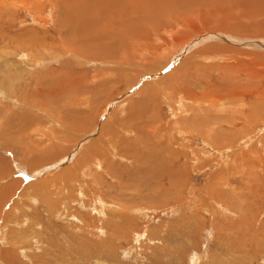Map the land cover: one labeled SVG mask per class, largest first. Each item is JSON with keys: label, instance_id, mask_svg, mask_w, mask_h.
<instances>
[{"label": "rangeland", "instance_id": "rangeland-1", "mask_svg": "<svg viewBox=\"0 0 264 264\" xmlns=\"http://www.w3.org/2000/svg\"><path fill=\"white\" fill-rule=\"evenodd\" d=\"M104 1L0 0V264H264V63L244 74L264 46L236 44L238 12L210 3Z\"/></svg>", "mask_w": 264, "mask_h": 264}, {"label": "bare ground", "instance_id": "bare-ground-1", "mask_svg": "<svg viewBox=\"0 0 264 264\" xmlns=\"http://www.w3.org/2000/svg\"><path fill=\"white\" fill-rule=\"evenodd\" d=\"M106 1H109V0H106ZM112 3H113V1L112 0H110ZM129 1V0H128ZM186 1L187 0H180V3H178L180 6H178V8L179 7H182V6H184L185 4H186ZM189 1V3L190 4H196L198 7H203V6H205L206 5V7H208V3H210L211 4V6L212 7H209V8H207L208 10H210L211 12L213 11V12H217V13H219V7H222V8H224V9H227V10H231L232 12L233 11H237L238 12V23H236V24H233L232 25V27H233V31H231L230 29H228L230 32H229V34H233V38H234V40H235V42H236V44H238V45H243L245 48H243V49H255V50H261L262 49V46H261V44L264 46V35H262V33H261V35L258 33V32H263L264 31V0H188ZM203 1H208V2H206V4H204L203 3ZM103 2H105L104 0H103ZM110 2V3H111ZM115 2V1H114ZM138 2V1H137ZM118 3V2H117ZM145 3V2H144ZM148 3H150V2H148ZM103 4V3H102ZM136 4V3H135ZM148 5V4H147ZM64 6V5H63ZM110 6H112V5H110ZM109 6V7H110ZM120 6V5H119ZM155 6V5H154ZM132 7V6H131ZM169 6H167V8H168ZM104 8V7H103ZM95 9V8H94ZM107 10V9H106ZM133 10V9H132ZM91 12V11H90ZM144 12H145V10H144ZM194 12V11H193ZM105 13V12H104ZM134 13V12H133ZM137 13V12H136ZM123 15H125V14H123ZM91 16V15H90ZM93 17V16H92ZM218 21L220 20V16L219 17H215ZM258 21L257 23L255 22V21ZM246 21V22H245ZM110 23V22H109ZM217 24H219V22H217ZM262 24H263V26H262ZM220 25V24H219ZM88 27V26H87ZM110 28V27H109ZM101 29V28H100ZM126 29V28H125ZM85 30V29H84ZM104 30V29H103ZM107 30V29H106ZM113 30V29H112ZM87 31V30H86ZM104 32V31H103ZM239 32H242V33H240L239 35H238V33ZM246 33V32H253V33H256L255 35H253V36H249V35H244V33ZM258 33V34H257ZM227 34V33H226ZM225 34V35H226ZM201 36V35H200ZM253 37V38H252ZM86 40V39H85ZM109 40L110 41H108L109 43L107 44V46H106V48H105V50H106V52H105V55L107 54V51L109 52V49H111V48H113V46L111 45L112 43H111V41L113 42L114 40H113V38H110L109 37ZM231 40V39H230ZM193 41V40H192ZM198 42V41H197ZM200 42V41H199ZM87 43V42H86ZM197 44V43H196ZM85 45V44H84ZM83 46V45H82ZM194 46V45H193ZM211 45H208L206 48H204L203 50L201 49V51L199 50V52H196V54H197V56L198 57H200V56H202V58H201V60H198V61H203V60H207V61H210L211 59H214V58H216V52L214 53V52H212L214 49V47H212V48H210L209 49V47H210ZM250 46V47H249ZM84 48H85V50H84ZM83 48V52L84 53H87V48H86V46ZM219 49H220V47H219ZM218 50V49H217ZM83 52H82V54H83ZM185 52V51H184ZM221 52V50L220 51H218V53H220ZM223 52V51H222ZM221 52V53H222ZM209 54H211V56H209ZM212 54L213 55H215V56H212ZM224 54V53H223ZM104 55V56H105ZM241 55V54H240ZM243 55V54H242ZM252 56H251V58H252V60H253V65H252V72H250V73H247V72H244V74L246 75V78H247V76L249 75V74H252V76H254L255 74L254 73H256L259 69V67H260V65L262 64V63H264V56H262V55H259V54H251ZM194 57L195 58H197L196 57V55H194ZM242 56H240V58H241ZM233 58H236V57H233ZM239 58V57H238ZM113 59V58H112ZM243 59V58H242ZM112 61H114V60H112ZM195 62V61H194ZM239 62V61H238ZM221 65V64H220ZM220 65H218V66H220ZM232 68H234V66H231ZM256 69H257V71H256ZM60 72V71H59ZM61 73V72H60ZM59 73V74H60ZM259 73V72H258ZM67 75V74H66ZM65 74H64V76H66ZM244 75V76H245ZM60 78V77H59ZM64 78V77H63ZM254 78V77H253ZM52 80V79H51ZM66 82H67V80H68V75H67V79L65 78L64 79ZM70 80V79H69ZM242 80H244V79H241V81ZM59 81V80H58ZM52 81H50V83H51ZM60 82V81H59ZM62 82V81H61ZM64 82V81H63ZM55 83V82H54ZM244 82H242V84H243ZM61 84V83H60ZM64 84V83H63ZM62 84V85H63ZM67 84V83H66ZM237 85H238V87H240V86H242L240 83L238 84V82H237ZM52 86V85H51ZM235 86H236V84H235ZM67 87V86H66ZM246 87V86H245ZM45 89V88H44ZM72 89V88H71ZM244 89L245 88H243L242 90H241V93H243L244 92ZM41 90H43V89H41ZM40 90V91H41ZM74 90V89H73ZM75 90L77 91V88H75ZM52 91H54V92H49L50 94V96L51 95H53V96H55V98H56V96H58V94H57V92H61L62 91V89H61V87H60V89L59 90H57L56 89V87H54L53 88V90ZM251 91H252V89H251ZM42 92V91H41ZM234 89L232 88V94H228V93H225V92H223L221 95H217V96H213V99H212V101L213 100H215L216 98H218V99H221V98H223V97H227V95H228V97L229 96H231L230 97V99H232V98H234V97H236L235 95H234ZM206 93V92H205ZM256 93V90L254 91V92H252V95H254ZM29 94V93H28ZM41 94H43V93H41ZM46 95V94H45ZM234 95V96H233ZM238 95V94H237ZM243 96V95H242ZM67 98V97H66ZM49 99V98H48ZM57 100H58V98H56ZM70 99H72L71 97H70ZM50 100V99H49ZM60 101V100H59ZM62 101V100H61ZM68 101V100H67ZM218 102V101H217ZM58 103V102H57ZM61 103V102H60ZM69 103V102H68ZM71 103V102H70ZM72 104H74V106L76 105V106H78V107H80L81 109V111H82V106L85 104V102H83L82 100H81V98H79V97H75L74 98V100H73V102H72ZM67 106H69V105H67ZM72 106V105H71ZM73 107V106H72ZM71 107V108H72ZM140 107V106H139ZM56 108V107H55ZM63 108V107H62ZM68 108V107H67ZM69 109V108H68ZM52 111V110H51ZM68 112H70V110H67ZM66 111V112H67ZM60 112H62V111H59V110H57V114H59ZM64 112V111H63ZM67 112V113H68ZM141 112H142V110H141ZM67 113L65 114L66 116H67ZM74 113V112H73ZM77 113V112H76ZM78 113H79V111H78ZM63 114V113H62ZM69 114V113H68ZM70 114H71V112H70ZM60 115V114H59ZM145 115V114H144ZM143 115V116H144ZM51 116L52 117H55L56 118V114H55V111L54 112H51ZM63 116H64V114H63ZM258 116V115H257ZM262 117V116H261ZM58 118H59V116H58ZM61 118V117H60ZM93 118V117H92ZM116 118V117H115ZM63 119V118H62ZM131 119H133V118H131ZM59 120V119H58ZM113 120V119H112ZM119 123V124H118ZM118 123H116V125L118 126V128H112V129H110L109 131H107V132H104V130H102L101 129V133H100V135H99V137L98 138H96V140H95V142H94V144H96L97 143V151H94V152H96V157H95V162L94 163H99L100 161H101V155L104 153L103 152V149L104 148H108V149H111L112 151H114L115 150V144L117 143V141H119L120 139H121V135L122 134H128L129 133V131H131L132 129H133V127H135V126H133V123L131 122V124H130V122L128 121V119H127V121L126 122H123V121H121V120H119V122ZM112 124H114V123H112ZM66 125V124H65ZM88 125V124H87ZM87 125H84V126H82L81 127V131L82 132H84L85 133V131H86V129H84L85 127H87ZM111 125V124H110ZM62 126V125H61ZM106 126H107V124H106ZM108 127V126H107ZM111 127V126H110ZM115 127V126H114ZM74 131L75 130H78V122L76 121V122H74L73 123V128H72ZM143 131V130H142ZM144 132V131H143ZM58 133V132H57ZM183 133V132H182ZM83 136V135H82ZM43 137V136H42ZM50 137V136H49ZM138 137V136H137ZM52 138V137H51ZM57 138V137H56ZM60 138V137H59ZM59 138H57L58 140H59ZM61 138H64L65 140H66V142H68L69 140H71V139H69V135L67 136L66 135V137L64 136H62ZM49 139V138H48ZM137 139V138H136ZM139 139H140V137H139ZM183 139H185V138H183ZM63 140V139H62ZM76 139H74V140H71V143H73L74 141H75ZM55 141H57V140H55ZM77 141H78V139H77ZM47 142H49V141H47ZM63 142H65V141H63ZM39 144V143H38ZM77 144H78V142H76L75 144L73 143V146H77ZM51 146V145H50ZM68 145H66L65 147H64V152H67L69 149V147H67ZM71 146V145H70ZM36 147V146H35ZM168 148V147H167ZM162 149L163 148H161V150H160V152H162ZM37 150V149H36ZM46 150V149H45ZM151 150V149H150ZM50 152H46L45 153V155H43V156H41V160H39V156H35V159H36V161L37 162H39V163H41V164H45V163H47V162H49V161H52V159L53 158H55L58 154H55L56 152H55V149L53 148V147H51L50 148V150H49ZM149 151V150H148ZM152 151V150H151ZM163 151H165L164 149H163ZM176 152V151H175ZM49 153V154H48ZM180 154V153H179ZM156 156H158V155H156ZM63 158V157H62ZM153 160H154V158H153ZM155 160H156V158H155ZM171 160V159H170ZM78 164H76V161H75V163H73V166H72V169H71V167L69 166L68 168H64L62 171H61V174H62V176L59 178V179H53V182L54 181H56L57 183H63V185H65V184H68L69 182H72L74 179H75V174H76V170H77V168H78ZM90 165L88 164V165H85L84 166V168L86 169V168H88ZM29 167V166H28ZM171 168V167H170ZM172 168H173V166H172ZM30 169V168H29ZM31 169H35L36 170V167L35 168H32L31 167ZM30 171V170H29ZM32 171V170H31ZM30 171V172H31ZM34 171V170H33ZM72 171H75L74 173L72 172ZM74 174V175H73ZM154 179V178H153ZM67 180H69V181H67ZM50 181V180H49ZM77 181H79L80 182V179L79 180H77ZM156 181H158V180H156ZM52 181H51V183H47L46 181H44V180H40L39 182H37V183H35V184H33L32 186H34L35 188L37 187V185L40 183L41 185H44L43 187L44 188H47V187H45V185L47 186V185H49V184H52L53 183ZM149 182V181H148ZM158 183V182H157ZM81 184V183H80ZM155 184H156V182H155ZM154 184V185H155ZM174 185V184H173ZM146 186V185H145ZM57 187V186H56ZM79 187V189H81V187H80V185L78 186ZM144 187V186H143ZM35 188H33V189H35ZM78 190V189H77ZM93 191V190H92ZM60 192V191H59ZM81 192V191H80ZM82 193V192H81ZM80 193V194H81ZM83 195H84V193H83ZM51 207V206H50ZM121 207H123V206H121ZM132 207V206H131ZM95 208H96V210L98 211V210H100L99 209V207H97V206H95ZM100 208H101V205H100ZM135 207H132V210L134 209ZM138 208V207H137ZM144 208V207H143ZM145 209V208H144ZM156 209V208H155ZM135 210V209H134ZM142 210V209H141ZM123 220V219H122ZM120 223H131L130 221H129V219H126L124 222H120ZM119 223V221H118V223L117 224H120Z\"/></svg>", "mask_w": 264, "mask_h": 264}]
</instances>
